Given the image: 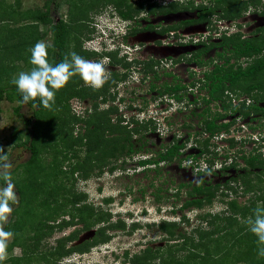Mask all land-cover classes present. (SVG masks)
I'll use <instances>...</instances> for the list:
<instances>
[{"label":"trees","instance_id":"trees-1","mask_svg":"<svg viewBox=\"0 0 264 264\" xmlns=\"http://www.w3.org/2000/svg\"><path fill=\"white\" fill-rule=\"evenodd\" d=\"M50 1H54L56 9L58 2ZM123 2L124 0H117L114 11L121 19L130 21L134 19V14L139 13V9L146 6L157 7L165 14L177 10L196 12V17L193 19L184 20L176 26L161 28L158 32L161 35L175 33L182 27L209 23L216 12L224 20L236 21L247 10L248 3H254L251 0H213V6H194L193 1L188 0L189 5L178 8V3L173 1L166 6L157 4L155 0L140 1L136 6L125 5ZM97 4H99V0L91 1L84 5L85 9H81L77 3H73L72 12L74 15L70 18L69 24L63 20L53 19L50 10L31 13L32 22L47 24L50 27L52 47L48 50V59L51 63H59L65 58L70 59L69 31L81 32L85 27L82 14L87 13L86 8L95 9ZM261 14L264 16V11ZM8 17L10 16L8 15ZM75 24H79L78 27H75ZM32 28H30L32 31L29 34L27 33L28 27L22 30H10L9 35L16 38L15 42L9 46L11 49L9 52H14L13 59L20 60L21 55L28 52V47L34 46L41 37L37 35V27ZM33 30H35V34ZM148 30H150V26H146L142 31ZM262 31V28H257L254 32L257 36L252 35L248 38L243 37L238 31L231 35L223 33L217 43L211 42L210 39L195 42L198 49L191 55L190 62L201 69V77L193 78L195 74L191 73L193 81L188 86L177 80L157 85L155 82L158 81L159 76L153 69L154 61L149 60L142 63L143 80L148 77V72L152 73L155 82L151 81L149 91L156 92L157 97H168L178 104L185 100L187 105L189 102L190 106L197 104L200 99L202 103V106L198 105L200 112L196 108L189 109L191 117L198 120V125L192 136L193 146H198L199 150L195 155L188 156L194 162L202 160L204 153L209 154L207 147L210 139L222 133L226 135L230 133L232 122H223L227 116L234 117L238 114L244 119L252 115H259L264 118V107L258 106V103H264V35L260 36ZM138 32L139 30L135 27L130 30L131 35ZM74 48V52L85 59L89 58L91 54H93V58L96 57V53L81 50L78 44ZM2 49L8 48L0 46V51ZM210 51H216V57L204 59ZM104 55L111 59V65H122L127 70L133 63L126 61L125 56L119 57L118 51L106 52ZM156 63L158 64V62ZM208 65L211 66L209 70L207 69ZM1 68L5 69L4 66ZM111 73L108 74L106 83L99 89L80 86L81 80L78 75L73 76L63 88L56 92L55 103L51 108L33 106L32 102L19 103L21 97L15 85H11L9 88L0 86V99L3 94L10 92L9 99L19 103L15 108L16 114L22 117L19 111L21 106L25 105L32 110L33 116L32 120L25 121L27 131L24 133L25 140L21 144L27 145L30 157L25 164L20 166L23 168V173L14 182L16 188L21 192L18 209L25 208L30 216H27L26 220L20 218L14 220L12 216L7 222L0 225L4 230L14 233L12 241L8 244L7 253L14 247L21 249V255L11 257L9 264H31L33 261L40 260H42V264H60L59 260L62 258L72 254L83 255L93 247L109 243L113 233L118 230L124 231L129 228V232L139 228V225L134 222H131L127 227L123 218L113 221L110 211L104 210L103 205L95 206L93 203H88L86 193L78 191L75 187L77 180L86 181L93 176L98 178L105 168L109 173H114L118 169H123L122 166H116L117 161L120 159L124 161L138 153L147 155L136 163L144 173L149 170L158 175L160 164H169L174 161H177L178 167L181 166V157L189 142V131L184 132L187 135L184 140L173 134L169 144L149 155V150L144 149L146 147L145 134L150 131L147 127L153 123L152 120L141 121L138 118H130L127 123H124V120L119 118L112 122L110 115L116 113V106H108L105 110L99 111L98 99L101 103H106L108 89L114 82L125 80L127 76L124 74L125 72L120 76L117 72ZM188 88L191 89L189 95L186 90ZM194 93L196 99H192L195 97ZM189 96L192 97L189 98ZM233 96L236 97V100L245 96L251 102L248 106H245L247 101L234 106ZM70 98L89 99L91 107L89 110H85V117L70 113L68 106ZM211 103L215 105L214 112L209 107ZM76 125H82L78 132H75ZM181 128L188 130L191 127L183 124ZM250 129L254 131L255 127H250ZM154 130L153 126L152 131ZM223 140L229 144V147H234L236 144L232 138ZM260 149H264V136L260 139L258 148L240 156L244 163L245 173L244 176L232 180L235 184L240 179L243 180L240 187L230 182L212 184L209 181L207 184H203L202 177L207 173H213L211 158L206 159L203 170L195 166L198 169L194 174L199 177L200 183L193 185L190 182L179 185L178 192L185 188L187 195L179 209L181 212L189 209L200 211L197 217L201 221V225L203 223L208 225V229L199 226L191 233L186 234L178 231L176 222L161 220L158 229L166 236L164 240L166 245L162 248L145 245L137 253L125 250L121 255L123 263L264 264V257L258 256L256 237L247 230L245 224L246 218L252 214L254 208L264 206V151L261 152ZM44 154L50 155L48 162L42 158ZM81 154H83L82 157H80ZM63 162L66 164L64 165ZM235 164L236 162L232 161L230 167H234ZM192 167L195 169L194 166ZM224 167L226 166L221 169ZM252 175L254 178H248ZM73 176L74 178H72ZM69 179H72V183L67 186L65 181ZM3 183L1 178L0 185ZM238 189H242L241 193L238 192ZM156 190L158 193L162 189L156 188ZM140 191L143 194V191ZM157 193L155 192V197H160ZM216 200L225 206L222 214L201 212L205 207H211ZM112 201L110 197L103 199L107 205ZM38 208H41L42 211L37 210ZM171 211L174 214L175 210ZM32 213L35 216H31ZM66 214L69 216H63ZM59 217L62 219L57 220ZM65 217L69 218L65 219ZM180 221H186L184 214H181ZM77 225L81 227L80 230L74 228L67 235L58 238L55 246L43 248L42 242L55 230L62 231L64 228ZM152 225L147 224L146 227L151 228ZM26 227H29L30 231L24 237ZM92 229H95V232L91 238L77 245H70L77 240L82 231ZM171 241L173 243H169ZM198 250L204 251L199 253ZM70 264L82 263L71 262Z\"/></svg>","mask_w":264,"mask_h":264},{"label":"rangeland","instance_id":"rangeland-1","mask_svg":"<svg viewBox=\"0 0 264 264\" xmlns=\"http://www.w3.org/2000/svg\"><path fill=\"white\" fill-rule=\"evenodd\" d=\"M58 7L54 8V1L50 0H0V46H7L8 49L0 51V86L9 88L11 80L21 71H29L33 67L30 64V51L31 47H28V52L21 55L20 60L13 59L14 52H9L10 44L14 43L16 38L13 35H9L10 30H22L28 27L27 33H31L32 27L36 26L37 35L41 36L38 41H46L51 44L50 27L47 24L34 23L31 19L32 12H45L50 10L52 18L57 20H63L66 24H69L70 18L74 15L72 12L73 3H77L81 9L85 4L96 0H56ZM102 1V2H101ZM117 0H99V4L95 9H87V13L82 14L85 27L81 32L76 30L69 31V55L74 52V47L78 44L81 50H88L94 48L95 50H102L101 46L95 41L97 37V31L102 28L104 24L120 23L119 20L113 19L112 13L114 11V5ZM140 1L144 0H124V4L136 6ZM157 4L166 6L170 2H177L178 8L189 5L188 0H155ZM194 6H213V0H192ZM249 1V0H244ZM254 3H248L247 10L242 13V16L236 21L224 20L217 15V12L212 16L209 23L195 25L192 27H182L167 35L159 34L161 28L176 26L180 22L187 19H193L196 17L195 11L190 10H177L173 13H163L159 11L157 7L146 6L139 9L138 14H134V19L131 21V26L139 30V32L128 38V48L123 46L124 52L128 53L127 58H136L133 63L129 65V69H124L122 65L106 67L109 73L117 72L120 76L127 74L126 79L118 81L108 89L106 94L107 102L101 103L98 99L99 111L105 110L108 106H116L117 111L110 115L112 122L122 118L124 123H127L130 118H138V120L150 119L153 123L148 125V131L145 135L146 147L144 149L149 150V155L152 152H156L162 146L169 144L172 140L173 134L176 137H180L182 140L187 138L184 132L189 131V142L183 155L181 157V166H177V161L172 163H164L159 165L160 173L157 175L154 171H147L144 173L142 169L138 168L136 164L138 160L147 156L143 153H138L131 158L128 157L124 161L120 159L116 162V166H122L123 169H118L114 173H109L105 168L103 173L97 178L93 176L86 181L77 180L75 187L78 191H83L87 195L86 201L93 203L95 206L103 205V209L110 211L111 219L113 221L117 218H123L127 224V227L131 222L137 223L139 228L129 231L127 228L124 231H116L113 233L111 241L107 244L93 247L88 253L83 255L72 254L66 258L59 260L60 264H70L71 262L85 263V264H125L121 258L122 253L125 250H129L131 253H137L149 245L153 248H162L166 244L164 242L165 235H163L159 229L158 224L161 220L170 222H176L178 224V231L191 233L199 226L201 228H207L208 225L204 223L201 225L197 214L200 211L189 209L181 212L179 207L186 200L187 195L185 188H182L179 192V185L192 183L193 185L200 183L199 177H196L194 172L197 171V167L201 170L206 165V159H212V172L207 173L202 177L203 184H207L209 181L212 184H224L230 182L233 185L240 187L243 180H239L235 184L233 178L244 176V163L240 159L243 153H248L252 149L258 148L259 143L256 139H261L260 136H264V118L258 116H250L249 118H242L239 115L234 117H226L225 121H232L229 135L225 137L232 138L235 141L234 147H229L228 143H225L222 136L218 135L209 140L207 150L208 153L202 155V160L199 159L194 162L188 156L195 155L199 147L193 146V132L196 130L198 120L191 117L189 109L196 108L200 112V106L202 103L200 99L194 106L188 105L184 100L182 104L176 103L173 99L168 97H157L156 92L149 91L153 76L151 72H148L147 78L143 80V64L146 61H154V70L157 72L159 79L155 83L160 85L162 83H171L172 81H180L187 85L193 81V78L201 77V69L190 62V57L198 49L195 42L208 40L207 36L210 35L211 42H219V30L228 28L227 32L239 31L243 37H251L257 28H262L260 36L264 35V0H251ZM124 5V7H125ZM85 9V8H84ZM116 14V13H115ZM8 15L10 17H8ZM117 15V14H116ZM88 16V19L85 18ZM3 20V21H2ZM83 25L82 23H79ZM78 24V25H79ZM97 24L99 27L95 28L93 25ZM75 24V27H78ZM146 26H150V30L142 31ZM236 26V27H235ZM240 26V27H238ZM31 28V29H30ZM34 34L36 33L35 30ZM227 35V34H226ZM112 36V35H111ZM110 38V37H109ZM106 38L105 40H108ZM207 38V39H206ZM37 41V42H38ZM121 40L119 39V42ZM111 47V46H110ZM129 50V51H127ZM15 51V50H14ZM123 52V53H124ZM122 53V52H121ZM19 54V53H18ZM17 54V55H18ZM120 54V53H119ZM216 51H210L204 59L215 58ZM126 57V56H125ZM94 61L93 54L87 58ZM105 64L108 59L103 61ZM158 62V64L156 63ZM122 63V62H119ZM128 63V62H126ZM4 66L5 69H2ZM211 66H207L209 70ZM111 73V74H112ZM194 73L195 76L191 78L190 74ZM80 86H87L78 75ZM188 91V90H187ZM195 92V91H194ZM196 93V92H195ZM194 93V96H195ZM10 92L2 95L0 99V148L3 149L12 164L11 179L13 182L17 181L20 175L23 173L21 165L25 164L30 157V151L27 145H21L25 140L26 120H32V110L25 105L21 106L19 116L15 113V108L19 103L16 100H10L8 95ZM192 96H189L191 98ZM241 96L239 98H244ZM195 96L192 99H196ZM200 105V106H198ZM69 111L71 114L85 117V110H89V99L80 100L78 98H70L68 100ZM258 106L264 107V103H258ZM212 112L215 111L214 103L209 106ZM186 108V109H185ZM241 117V118H239ZM56 121V120H55ZM123 123V124H124ZM183 124L190 126L188 130H182ZM154 126V131H152ZM250 127H255L252 131ZM82 128V125L75 126V132H78ZM83 131V130H82ZM81 131V132H82ZM204 137H206L204 135ZM181 140V141H182ZM261 152L264 149H260ZM81 154L80 157H82ZM42 158L46 162L50 160V155L44 154ZM190 159V160H189ZM236 162L234 167H230L231 162ZM192 162V164H189ZM64 165L66 162H63ZM192 166H197L193 169ZM224 169H221V167ZM74 178V176L72 177ZM248 178H254V175ZM1 179V178H0ZM72 179L66 180L65 185H70ZM223 186V185H222ZM156 188L162 190L157 193ZM223 188V187H221ZM143 194H141V191ZM242 189H238L241 193ZM14 191L17 193V200L15 203H11L13 213L9 215V219L12 217L14 220L22 219L26 220L27 214L25 208L18 209L20 205V194L18 188L15 187ZM155 192L160 197H155ZM178 192V193H177ZM176 194V195H175ZM40 196L42 194H39ZM112 198V203L105 204L104 198ZM159 198V199H158ZM159 200V201H158ZM243 201V199H241ZM33 206V205H32ZM18 209V210H15ZM37 210L42 211L41 208ZM171 210H175L174 214ZM225 210V206L216 200L211 207H205L201 212H207L209 214H222ZM181 214L185 215V222L181 220ZM31 216H35L33 213ZM69 216V215H63ZM69 217H65L68 219ZM8 219V220H9ZM59 217L57 220H61ZM147 224H153L152 227H146ZM74 228L80 230L81 227L69 226L62 231H54L52 235L45 238L42 242L43 248L55 246L56 240L63 235H67ZM29 227H26V231L23 236L26 237L29 232ZM95 229L89 231H82L76 241L71 243L77 245L91 238ZM12 237L9 238L8 244L12 241ZM169 243H173L172 241ZM204 250H198L199 253H203ZM182 253V252H181ZM21 255V249L19 247L12 248L7 253V258L4 264H9V259L13 256ZM31 264H42V260L32 262Z\"/></svg>","mask_w":264,"mask_h":264},{"label":"clouds","instance_id":"clouds-1","mask_svg":"<svg viewBox=\"0 0 264 264\" xmlns=\"http://www.w3.org/2000/svg\"><path fill=\"white\" fill-rule=\"evenodd\" d=\"M112 16L120 23L116 22L114 25L113 21L111 24H104L99 32L97 31L95 41L101 46L102 50L89 49L90 52L96 53L94 61L72 52L70 53V59L65 58L59 63H51L48 59V50L52 45L43 40L36 42L29 49L31 53L30 64L33 67L29 71L19 72L11 80V83L15 85L17 92L20 94L19 103L28 104L32 102L33 106L51 108L55 103L56 92L76 75H79L80 79L93 89L103 87L109 74L106 67L113 66L110 63L111 59L104 55L106 52L118 51L119 57L126 56V61L134 62L136 58H127L129 57L128 53L124 52L123 49V46L128 48L127 39L133 36L130 34L131 21L121 19L119 15L115 14V11H113ZM93 27L98 28L99 26L95 24ZM106 38L109 39L105 40ZM105 59H108L106 64L103 62ZM219 135L230 138V136L225 137L226 134L224 133ZM260 138H262V135ZM256 141L259 143L260 139H256ZM11 168L12 164L7 153L0 148V178L4 181L0 185V225L8 221L9 215L13 211L11 203H15L17 200V193L14 191L16 185L11 179ZM245 224L247 230L256 237L258 256L264 257V206L254 208L252 214L246 218ZM13 235L12 231H6L0 226V264H4L7 258L8 240Z\"/></svg>","mask_w":264,"mask_h":264},{"label":"flooded vegetation","instance_id":"flooded-vegetation-1","mask_svg":"<svg viewBox=\"0 0 264 264\" xmlns=\"http://www.w3.org/2000/svg\"><path fill=\"white\" fill-rule=\"evenodd\" d=\"M187 20H188V19H187ZM183 21H184V20H183ZM199 25H200V24H199ZM192 26H195V25H190V26H187V27H192ZM187 27H185V28H187ZM235 27H236V26H235ZM227 29H228V28L223 29V30H219V32H218L219 35L221 36L223 33H225V34H227V35H231V34L236 33V32H233V33L231 32L230 34H228V32H227L228 30H227ZM237 32H238V31H237ZM136 34H137V33H136ZM136 34H135V35H136ZM133 36H134V35H133ZM131 37H132V36H131ZM207 38L209 39V38H211V36L208 35ZM207 38H206V39H207ZM127 40H128V39H127ZM202 41H203V40H202ZM186 86H187V85H186ZM186 90H188V91H187V95H189L188 93L190 92L191 89L188 88V89H186ZM232 98H233V99H232V103H233L234 106H235V105L238 106V105L244 103L245 101H247V103L245 104V106H248V105H249V102H251V101H248L247 97L239 98V100H236V99H235V98H236L235 96H233ZM181 104H182V103H181ZM237 115H238V114H237ZM252 116H258V117H259V115H252ZM239 118H241V117H239ZM228 122H232V121H228Z\"/></svg>","mask_w":264,"mask_h":264},{"label":"water","instance_id":"water-1","mask_svg":"<svg viewBox=\"0 0 264 264\" xmlns=\"http://www.w3.org/2000/svg\"><path fill=\"white\" fill-rule=\"evenodd\" d=\"M93 234H94V233H93ZM93 234H92V236H93ZM92 236H91V237H92Z\"/></svg>","mask_w":264,"mask_h":264}]
</instances>
